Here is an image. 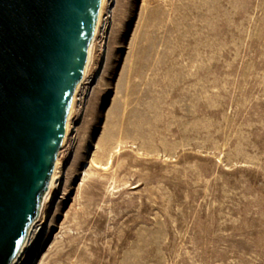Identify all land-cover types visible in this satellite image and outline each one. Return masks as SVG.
<instances>
[{"label": "rangeland", "instance_id": "1", "mask_svg": "<svg viewBox=\"0 0 264 264\" xmlns=\"http://www.w3.org/2000/svg\"><path fill=\"white\" fill-rule=\"evenodd\" d=\"M98 67L17 264H264V0H117Z\"/></svg>", "mask_w": 264, "mask_h": 264}, {"label": "water", "instance_id": "2", "mask_svg": "<svg viewBox=\"0 0 264 264\" xmlns=\"http://www.w3.org/2000/svg\"><path fill=\"white\" fill-rule=\"evenodd\" d=\"M117 0H0V264L67 171Z\"/></svg>", "mask_w": 264, "mask_h": 264}, {"label": "bare ground", "instance_id": "3", "mask_svg": "<svg viewBox=\"0 0 264 264\" xmlns=\"http://www.w3.org/2000/svg\"><path fill=\"white\" fill-rule=\"evenodd\" d=\"M97 69H99V67H98ZM99 70H100V69H99ZM99 70H98V71H99ZM96 146H97V148L101 149V152H102L101 158H105V160L107 161L106 163H108V160H109V149H108V147H109V145L105 147V144H98V145H96ZM93 155H94V154H93ZM93 155H92V156H93ZM91 160H92L93 162H96V160H95L94 157H92ZM98 162H100V161H98ZM48 216H49V213H48V210L46 209L45 212H44V214H43V216H42V218H41V220H40V224L46 222V221L48 220ZM41 229H42V228L39 227V226L37 225V227H36V229H35V231H34L32 237H31L30 241L28 242V244H27V246H26V248H25L23 254L25 253L26 249H28L29 247H32V246H33L35 240H36V239L39 237V235L41 234ZM23 254H22V256H23ZM22 256H21V257H22ZM19 260H20V259H19ZM40 261H41V260H40ZM39 264H40V263H39Z\"/></svg>", "mask_w": 264, "mask_h": 264}]
</instances>
